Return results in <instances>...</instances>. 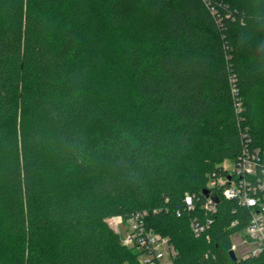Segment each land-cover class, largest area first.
Listing matches in <instances>:
<instances>
[{
    "label": "trees",
    "instance_id": "trees-1",
    "mask_svg": "<svg viewBox=\"0 0 264 264\" xmlns=\"http://www.w3.org/2000/svg\"><path fill=\"white\" fill-rule=\"evenodd\" d=\"M245 150L264 177V0H0V264H144L135 212L173 264H264L229 254Z\"/></svg>",
    "mask_w": 264,
    "mask_h": 264
},
{
    "label": "built area",
    "instance_id": "built-area-1",
    "mask_svg": "<svg viewBox=\"0 0 264 264\" xmlns=\"http://www.w3.org/2000/svg\"><path fill=\"white\" fill-rule=\"evenodd\" d=\"M256 156L245 150L229 175L218 180L219 184L224 185L222 192L226 199L234 200L249 210V224L245 228L247 232L240 236L242 243L249 246L245 257L258 255L264 249V177L257 176ZM185 201L189 209L194 208L190 195H187ZM202 207L211 213L217 210L212 198H209ZM145 214L135 212L127 222L120 216L121 221L129 225L127 235L123 236V243L140 249L142 253L140 261L144 264H152L154 261L173 264L168 238L146 228L143 220ZM212 220L209 217L205 218V222L193 219L190 223L192 231L196 236L202 235ZM232 249L238 250L234 242Z\"/></svg>",
    "mask_w": 264,
    "mask_h": 264
},
{
    "label": "rangeland",
    "instance_id": "rangeland-1",
    "mask_svg": "<svg viewBox=\"0 0 264 264\" xmlns=\"http://www.w3.org/2000/svg\"><path fill=\"white\" fill-rule=\"evenodd\" d=\"M89 135L93 136V138H101L104 135V132H102V128L99 124H91L89 127ZM224 166L229 169L233 170L235 168V161L234 159H227L224 162ZM68 167L65 163H59L57 162L56 165H53L51 169L48 171V180L47 183L50 186H57V187H63V181L61 180V173L64 169ZM110 226L114 227L122 236H126L128 232L129 225L127 223H123L120 216H111L106 219ZM246 229L238 232L233 235L232 242H234L237 246V249L235 251L236 255L245 257L246 253L249 250V246H246L242 243V238H240L241 235H244L246 233ZM135 249L139 252V259H142V253L141 250L135 247Z\"/></svg>",
    "mask_w": 264,
    "mask_h": 264
},
{
    "label": "water",
    "instance_id": "water-1",
    "mask_svg": "<svg viewBox=\"0 0 264 264\" xmlns=\"http://www.w3.org/2000/svg\"><path fill=\"white\" fill-rule=\"evenodd\" d=\"M207 194H208V193H207ZM229 254H230V256H231V258H232L233 260H235V259L237 258V255H236V253H235V251H234L233 249L230 250Z\"/></svg>",
    "mask_w": 264,
    "mask_h": 264
}]
</instances>
